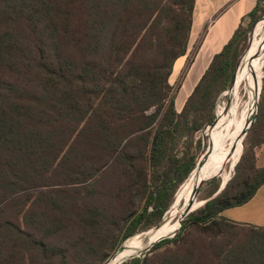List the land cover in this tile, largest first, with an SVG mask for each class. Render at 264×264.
<instances>
[{"label":"trees","instance_id":"1","mask_svg":"<svg viewBox=\"0 0 264 264\" xmlns=\"http://www.w3.org/2000/svg\"><path fill=\"white\" fill-rule=\"evenodd\" d=\"M195 4L0 0V264H103L157 230L202 165L197 135L214 139L217 102L264 17L259 0L178 111L170 76ZM243 146L224 190L125 264H264V226L224 216L264 186V78ZM208 185L203 201L221 180Z\"/></svg>","mask_w":264,"mask_h":264},{"label":"rangeland","instance_id":"2","mask_svg":"<svg viewBox=\"0 0 264 264\" xmlns=\"http://www.w3.org/2000/svg\"><path fill=\"white\" fill-rule=\"evenodd\" d=\"M262 22H264V18L260 22V24L255 28L254 32H252L253 34L251 33L249 46H248L249 50L247 49L248 52L242 61V65L240 66L239 69L237 68L238 71H236V75L234 78V80L237 81L236 89L228 91L226 93L224 92L220 96V98L217 102L216 111H215L216 119H217V127H216V133H215L214 139L209 144V136L207 135V130H205L203 133L197 135V140L200 138L202 141L200 149L198 151V155H197V165H198V162L203 155H205V158L203 161V163H204L205 161L207 162V159L209 161L210 156L214 153V151H217L223 144H229L230 140L234 136L237 125L239 123H241L240 130H239L241 135H242L241 142H240V144H238L237 149L228 155L229 157H227V159L225 161V173H224V175H222V176H207V175L203 174V177L200 180L202 182L199 185L192 188L190 193H188V195L190 196V205L194 204L193 209H197L200 207V205H202L203 202H201V201L204 200V198L206 197V195L208 194V192L211 189V187L208 185L209 181L205 182L202 186V183L204 181H206L208 178H210V181H211V179L217 178V179L221 180V184H222V182L225 183L230 178H232V176L234 174V170H235V168H234L235 164L237 165V163L239 162V159L242 156V153L244 150L243 142H244V139L246 137V136L244 137V134L248 130L250 123H252V124L254 123L256 115L258 113V104H259V99H260V95H261V91H262L263 78H264V45L261 46V43L264 40V29H263ZM246 51H245V53H246ZM249 54H252V55L248 56ZM242 58H241V60H242ZM240 63H241V61H240ZM240 63H239V65H240ZM258 69H259V77L261 79H260V86H259L258 94H257V97L254 101L252 98L253 97V94H252V92H253V77L256 73V70H258ZM177 74H178V64L176 63L173 66L172 73L170 76L171 82H173V80ZM238 75H240L239 81L236 80ZM176 87L177 86H174L175 91H176ZM220 121L222 122L221 128L219 127ZM212 145H214V148H212ZM258 156H259L258 165L261 166L264 163V148L258 150ZM203 163L201 165L203 167L201 168L200 171H204V168L206 167V163L205 164H203ZM197 165H196V167H197ZM198 169L193 173V175L197 171H199ZM192 176L190 177L187 184H185L183 187L181 186L182 191H181V193L177 199L175 197L176 201L174 200L175 204L177 202H179L177 207L175 208V210L177 208L179 209L180 215H179L178 220L175 221L174 223H170V219L175 212V210L173 213L171 211L175 206V204L173 203V205H172L173 208L171 207L170 210L167 212V215L165 216L166 222L163 225L161 224V226L158 228V229H160L161 227H163L168 231V234L165 237H173L175 235V233L173 231L175 230V228L179 224V220L182 216V213L187 206L186 201L184 199H182V197L189 187V183L192 180ZM226 176H227V180H225ZM176 196H177V194H176ZM156 231H154L152 233H155ZM152 233L144 232V233L136 235L133 238L128 239L103 264H117V263L118 264H125L126 262H128L129 260H131L133 258L143 257L142 253L145 252L146 250L150 249L153 246V244H155L156 242L159 241V239H157L151 246L144 249L140 254H137L135 252H131L126 256H121V254L123 253L126 245H130L132 247H136L137 245L144 247L145 245H147V240L145 238L149 234H152Z\"/></svg>","mask_w":264,"mask_h":264},{"label":"crops","instance_id":"3","mask_svg":"<svg viewBox=\"0 0 264 264\" xmlns=\"http://www.w3.org/2000/svg\"><path fill=\"white\" fill-rule=\"evenodd\" d=\"M259 0H196L187 53L178 59V74L170 84L176 87L175 108L181 111L187 99L242 23L249 21ZM178 105V106H177ZM180 106V107H179ZM237 223L264 226V186L247 205L225 212Z\"/></svg>","mask_w":264,"mask_h":264},{"label":"bare ground","instance_id":"4","mask_svg":"<svg viewBox=\"0 0 264 264\" xmlns=\"http://www.w3.org/2000/svg\"><path fill=\"white\" fill-rule=\"evenodd\" d=\"M263 24V29H264V22H262ZM264 45V40L261 43V46ZM252 54H249L248 56H251ZM240 79V75L237 76L236 80L239 81ZM260 77H259V69L256 70V73L253 77V100L255 101L257 94H258V90H259V86H260ZM237 87V81H233V85L231 90H235ZM237 111V110H236ZM235 113V112H234ZM243 114V113H242ZM228 116V115H227ZM249 116V115H248ZM243 120V119H242ZM222 126V122L220 121L219 127L221 128ZM240 126L241 123H239L236 127L234 136L232 137V139L230 140L229 144H223L217 151H214V153L210 156V159L207 162L205 161L203 164L206 163V167L204 168V171H200L201 168L203 166H201L193 176H192V180L189 183V187L186 190V192L184 193L182 199H184L186 201V208L190 205V196L188 195V193H190V191L192 190V188H194L195 186L199 185L202 181L201 178L203 177V174L207 175V176H222L225 173V161L227 159V157H229L228 155L235 151L238 147V144H240L241 142V138L242 135L240 133ZM212 148H214V145H212ZM240 150V149H239ZM239 153V152H238ZM238 156V155H237ZM236 165V164H235ZM227 170V169H226ZM228 171V170H227ZM222 178V177H221ZM207 180H210V178H208ZM206 180V181H207ZM225 180H227V176L225 177ZM226 183V182H225ZM224 183V184H225ZM179 202H177L174 206V208L171 210L172 213L174 212L175 208L177 207ZM201 206V205H200ZM184 209L182 216L179 220V224L177 225V227L175 228V230L173 231L175 234L180 232L181 229V221L184 218V214H185V210ZM166 222V217L162 223V225ZM168 234V231L161 227L160 229H158L155 233L149 234L145 239L147 240V245L143 246H139L137 245L136 247H132L130 245H126L124 248L123 253L121 254V256H126L131 252H135L137 254H140L144 249L148 248L149 246H151L157 239L161 240L162 238H164L166 235ZM117 260V259H116ZM118 264V263H117Z\"/></svg>","mask_w":264,"mask_h":264},{"label":"water","instance_id":"5","mask_svg":"<svg viewBox=\"0 0 264 264\" xmlns=\"http://www.w3.org/2000/svg\"><path fill=\"white\" fill-rule=\"evenodd\" d=\"M264 18V17H263ZM236 75V74H235ZM234 78H235V76H234ZM217 120V119H216ZM251 126H252V123H250V126H249V128H248V130L245 132V134H244V137L247 135V133H248V131H249V129L251 128ZM241 158V157H240ZM240 160V159H239ZM236 166V165H235ZM235 168V167H234ZM212 180V179H211ZM231 180V178L224 184L223 182H222V184H221V187H220V189L217 191V193L212 197V198H210V199H208V200H205V201H203V203H202V205L200 206V207H202V206H204L208 201H210L211 199H213V198H215V197H217L223 190H224V188L226 187V185H227V183L229 182ZM207 181H210V180H207ZM207 181H204L203 183H202V185L205 183V182H207ZM193 206H194V204H191V205H189L187 208H186V210H185V214H184V218L182 219V221H181V227H182V225H183V220L189 215V214H191L192 212H194L195 210H197V209H193ZM199 207V208H200ZM164 221V220H163ZM163 221L156 227V228H154V229H158L160 226H161V224L163 223ZM178 234V233H177ZM177 234H175L173 237H165V238H162L161 240H159L158 242H160V241H162V240H164V239H172V238H174V237H176L177 236ZM158 242H156V243H158ZM155 243V244H156ZM155 244H153V246L155 245ZM152 246V247H153ZM151 247V248H152ZM151 248L150 249H148V250H146L145 252H143L142 253V255L143 254H145V253H147V252H149L150 250H151ZM145 257V255L143 256V258Z\"/></svg>","mask_w":264,"mask_h":264},{"label":"built area","instance_id":"6","mask_svg":"<svg viewBox=\"0 0 264 264\" xmlns=\"http://www.w3.org/2000/svg\"><path fill=\"white\" fill-rule=\"evenodd\" d=\"M175 89V88H174Z\"/></svg>","mask_w":264,"mask_h":264}]
</instances>
